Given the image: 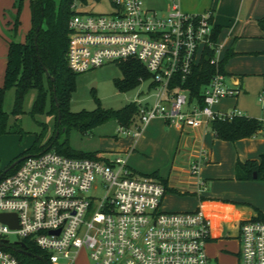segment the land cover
<instances>
[{
	"label": "built area",
	"instance_id": "built-area-1",
	"mask_svg": "<svg viewBox=\"0 0 264 264\" xmlns=\"http://www.w3.org/2000/svg\"><path fill=\"white\" fill-rule=\"evenodd\" d=\"M147 1L111 0L112 11L96 13L86 11L79 0L72 4L66 53L71 70L80 73L137 60L151 74L141 81L155 90L154 102L135 101L137 122L120 126V131L137 139L157 117L177 126L207 128L214 119L231 121L245 115L237 108L215 109L221 99L235 97L240 90L221 71L212 12H186L181 0H169V9L159 12ZM207 46L215 47L210 62L216 72L202 88L201 104L190 101L184 83ZM259 100L264 103V94ZM207 159L201 151L191 166L197 193L206 189L199 170ZM166 193L159 178L137 172L121 153L29 154L0 179V213H16L18 218L17 227L0 220V244H7L0 245V264H22L15 249L4 247L21 248L15 242L25 239L45 253L49 264H78L82 253L90 264H264V220L257 215L240 220L239 249L232 261L222 262L208 253L215 237L205 208L167 211L162 206ZM10 234L17 236L15 242L8 239Z\"/></svg>",
	"mask_w": 264,
	"mask_h": 264
},
{
	"label": "crops",
	"instance_id": "crops-1",
	"mask_svg": "<svg viewBox=\"0 0 264 264\" xmlns=\"http://www.w3.org/2000/svg\"><path fill=\"white\" fill-rule=\"evenodd\" d=\"M16 2L17 0H0V86L4 82L9 42L13 39L25 41L32 24L30 0H24L19 16ZM182 9L190 13L211 11L214 26L220 28L217 41L221 45V59L228 52H234L226 61L224 68L240 92L235 97L221 99L215 105V109L227 112L237 108L245 115L264 121V103L259 98L261 108L252 107L239 99L243 92L264 94V32L258 23V19L264 16V0H207V3L195 10L188 11L183 7ZM17 17L20 24L15 34ZM155 119L167 123L161 117ZM151 123L152 121L139 138L135 139L129 135L126 143L120 142L121 146L109 149L110 152H124L129 163L144 132L151 129ZM174 127L177 131L176 137L169 140L171 141L169 151L174 149L171 165H168L167 169L162 165L153 167L150 173L158 172L166 181L168 191L178 193L176 195L166 193L164 204L183 207L187 205L183 201L185 199L183 194H187L186 196L195 199L190 210L200 205L205 208L214 222L215 238L208 244V253L215 240L231 239L235 241L237 249L232 252L222 250H226V254L233 260L232 255L239 249L236 235L240 220L258 215L256 208L264 212V180L236 179V163L238 160L257 159L264 153V132L237 141H226L217 138L209 127L192 128L177 125ZM114 143L119 141L116 140ZM201 151L208 155L207 161L203 162L199 170V176L206 182V189L197 193V177L191 173V166ZM102 152L106 155L111 154ZM180 159L182 163H179ZM134 162L139 165L142 160L134 158Z\"/></svg>",
	"mask_w": 264,
	"mask_h": 264
},
{
	"label": "trees",
	"instance_id": "trees-1",
	"mask_svg": "<svg viewBox=\"0 0 264 264\" xmlns=\"http://www.w3.org/2000/svg\"><path fill=\"white\" fill-rule=\"evenodd\" d=\"M75 0H30L32 14L31 28L26 34L25 41L13 39L9 42L8 58L4 74L3 85L0 86V135L13 132L8 124V112L5 110V97L9 89L16 90V103L13 113L19 115L23 112L22 103L30 89H37L38 95L34 104V111L43 112L47 98L51 99L49 113L55 117V130L49 140L42 144L38 137L33 145L25 152L16 156L5 170H0V179L14 172L21 162L9 168L20 157L29 154H39L49 150L72 157L105 156V152H83L74 149L68 137H60L73 128L87 131L111 119H115L120 126L131 127L137 122L139 104L135 101L120 109L104 108L99 98H96L97 107L94 110H81L74 112L69 103L76 88L77 74L69 67L66 53L70 40L69 20L74 14L72 4ZM85 0H82V2ZM24 0H17V15L23 7ZM259 26L264 32V16L258 19ZM20 24L16 19L15 34ZM220 28L215 27L212 35L217 41ZM234 52H228L221 61V71H225V63ZM215 55V47L207 46L199 65L194 66L186 79L184 86L190 91V101L195 99L202 103V88L213 78L216 68L210 60ZM123 76L115 78L114 83L120 91L135 88L142 83L141 79L148 80L150 72L137 60L118 63ZM47 69V70H46ZM54 78V79H53ZM179 83V78L172 83V87ZM210 127L215 136L221 140L237 141L242 138L252 137L259 132H264V121L248 115L237 116L233 120L214 119ZM7 170V171H6ZM151 175L159 178L166 186V181L158 172ZM236 179L238 180H264V153L257 159L246 161L238 160L236 163ZM167 187V186H166ZM258 219L264 220V212L259 208ZM27 253L18 251V246H6V249H15L22 264H46L48 258L45 253L34 243L24 240ZM41 256L42 258H39Z\"/></svg>",
	"mask_w": 264,
	"mask_h": 264
},
{
	"label": "rangeland",
	"instance_id": "rangeland-1",
	"mask_svg": "<svg viewBox=\"0 0 264 264\" xmlns=\"http://www.w3.org/2000/svg\"><path fill=\"white\" fill-rule=\"evenodd\" d=\"M55 1L57 3L60 2V0ZM79 2L86 4L85 10L88 12L112 11L111 0H85L83 2L79 0ZM205 3H207V0H181L182 7L188 11L195 10L198 6L204 5ZM146 5L159 12H163L169 9V0H148ZM122 76V70L118 63H108L78 73L76 88L72 93L69 103L70 109L74 112L84 109L94 110L97 107L96 98H99L104 108L112 109H120L139 99L149 103L154 102L153 95L155 90L149 89L148 81H143L133 89L120 91L116 87L114 79L121 78ZM37 95V89H30L23 99V112L19 115H15L13 110L16 103V90L15 88H11L6 93L5 110L8 112L9 127L14 131L0 135V170H5L11 161L17 155L28 150L38 137L40 138V142L44 144L54 133L55 117L48 112L51 107V99L50 97L47 98L43 112L34 111ZM259 95H261L259 92H256V94L243 92L239 96V99L252 107L257 106L261 108L258 102ZM154 120H152L151 129L144 132L143 138H141L140 142L136 145L137 150L132 153L128 163L129 166L139 173L150 174V169L153 167L162 165L167 169L168 165H171L170 160L172 154H174V149L169 151L171 148V141L169 140L171 137H176L177 131L174 129L175 124L163 123L156 119ZM209 128L212 130L211 127ZM128 136L129 135L120 131L119 123L115 119H111L87 131L73 128L69 134L64 133L60 137V140H64L65 137H68L70 145L78 151H106L108 154L121 153L124 155V152H110L109 149H113L119 145L121 146L120 142L126 143ZM116 140H118L119 143H114ZM204 153L206 152L204 151ZM134 158L140 159L142 162L137 165L136 162H134ZM179 163H182V159H180ZM184 163L186 165L187 161ZM169 192L170 191L167 189V193ZM170 194L176 195L178 193L170 192ZM186 195L187 194H183L185 199L182 200L187 205L183 207H173L167 203L164 204L163 199V209L167 211L190 210L189 208L192 207L191 205H193L195 199ZM8 239H10L11 242H15L17 236L10 234ZM222 249H227L231 252L235 251L237 249L235 241L231 239L215 240V243L211 246V249H209L211 255L219 256L218 260L222 262L232 261V257L228 256L225 252L226 250ZM78 264H90L85 253H82L79 257Z\"/></svg>",
	"mask_w": 264,
	"mask_h": 264
},
{
	"label": "water",
	"instance_id": "water-1",
	"mask_svg": "<svg viewBox=\"0 0 264 264\" xmlns=\"http://www.w3.org/2000/svg\"><path fill=\"white\" fill-rule=\"evenodd\" d=\"M47 70V69H46ZM54 79V78H53ZM29 155L20 157L19 159H17L15 162H13L11 164V166L9 168H13L16 165H18L21 161H23L26 157H28ZM7 171V170H6ZM0 220L6 223H9L12 227H17L18 226V218H17V214L16 213H0ZM9 240H6V243ZM17 245H20L21 248L18 249V251L27 253V245L22 242V241H16L15 242ZM0 245H7V244H0ZM39 258H42L41 256H39ZM46 264H49L48 262H46Z\"/></svg>",
	"mask_w": 264,
	"mask_h": 264
}]
</instances>
